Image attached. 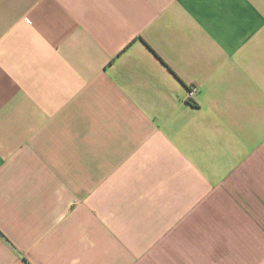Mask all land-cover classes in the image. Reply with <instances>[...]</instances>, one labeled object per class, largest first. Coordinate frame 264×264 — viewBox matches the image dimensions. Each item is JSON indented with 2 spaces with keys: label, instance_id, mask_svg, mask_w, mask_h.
<instances>
[{
  "label": "crops",
  "instance_id": "1",
  "mask_svg": "<svg viewBox=\"0 0 264 264\" xmlns=\"http://www.w3.org/2000/svg\"><path fill=\"white\" fill-rule=\"evenodd\" d=\"M0 264H264V0H0Z\"/></svg>",
  "mask_w": 264,
  "mask_h": 264
},
{
  "label": "built area",
  "instance_id": "2",
  "mask_svg": "<svg viewBox=\"0 0 264 264\" xmlns=\"http://www.w3.org/2000/svg\"><path fill=\"white\" fill-rule=\"evenodd\" d=\"M197 93V88L196 87H191L188 92H187V98L188 100L191 101L196 96Z\"/></svg>",
  "mask_w": 264,
  "mask_h": 264
}]
</instances>
